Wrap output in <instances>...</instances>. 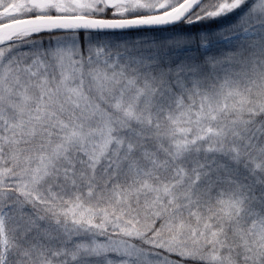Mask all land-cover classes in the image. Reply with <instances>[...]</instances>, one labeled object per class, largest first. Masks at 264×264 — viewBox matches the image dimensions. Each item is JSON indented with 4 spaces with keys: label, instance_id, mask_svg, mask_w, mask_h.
Masks as SVG:
<instances>
[{
    "label": "snow or ice",
    "instance_id": "obj_1",
    "mask_svg": "<svg viewBox=\"0 0 264 264\" xmlns=\"http://www.w3.org/2000/svg\"><path fill=\"white\" fill-rule=\"evenodd\" d=\"M0 264H264V0H0Z\"/></svg>",
    "mask_w": 264,
    "mask_h": 264
}]
</instances>
